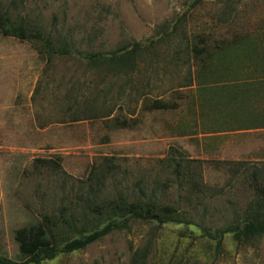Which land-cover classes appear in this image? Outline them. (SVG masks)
I'll list each match as a JSON object with an SVG mask.
<instances>
[{
  "label": "rangeland",
  "instance_id": "rangeland-1",
  "mask_svg": "<svg viewBox=\"0 0 264 264\" xmlns=\"http://www.w3.org/2000/svg\"><path fill=\"white\" fill-rule=\"evenodd\" d=\"M4 11L76 55L47 59L34 42L0 32V257L26 264L16 232L59 216L73 184L105 158L119 167L107 182L115 193L140 180L163 185L161 160L174 148L193 160L206 189L207 196L182 201L194 224L134 222L42 264H131L145 252L144 264H264V237L239 242L228 234L219 246L203 232L245 221L255 173L264 186V127H246L250 117L264 116V0H0ZM135 43L153 49L118 78L91 70L78 54ZM193 45L210 55L237 47L214 60L206 88L196 79ZM244 85L246 99L234 93ZM155 100L178 106L146 111ZM115 118L134 123L117 129ZM182 193L173 185L160 195L175 204ZM101 227L63 228L60 244Z\"/></svg>",
  "mask_w": 264,
  "mask_h": 264
},
{
  "label": "trees",
  "instance_id": "trees-1",
  "mask_svg": "<svg viewBox=\"0 0 264 264\" xmlns=\"http://www.w3.org/2000/svg\"><path fill=\"white\" fill-rule=\"evenodd\" d=\"M0 32L5 37L34 42L40 54L47 59L72 57L75 54L71 45L65 42L57 43L50 35L28 29L24 23H14L9 18L8 11L0 13ZM151 48L153 49V46L149 47L135 43L132 49L123 47L110 52L92 51L78 52V54L85 59L91 70L105 71L107 76L118 78L133 73L138 56H148ZM235 49L234 47L223 48L220 53L210 55L206 47L193 45L190 48L189 54L192 55L197 66L196 79L201 82L202 87L206 88L209 85L208 80L216 72L214 60L216 62V60L225 59L228 52L236 51ZM256 49L257 46L254 45L248 52L251 55L256 52ZM254 68H257V66ZM217 90L219 88L214 92H218ZM208 92L213 93L212 89H209ZM234 93L242 95L245 99L248 96L245 85L241 88L239 86ZM177 106L175 102L155 100L146 103L144 108L146 111H159L175 110ZM238 108L237 111H240L241 107ZM113 122L115 128L125 129L130 128L133 121L115 118ZM247 126L264 127V116L250 117ZM193 164V160L183 158L182 154L172 148L171 152L161 160L159 174L160 177L162 174H165L166 177L163 185L160 178H156L152 183L140 180L130 188H125L124 191L117 189L114 193L107 189V182H110L117 174L119 167L111 159L105 158L98 168L92 169L85 181H78L77 184H73V190L70 193L74 197L70 200V206L63 207L59 216L49 217V215H45L38 225L24 227L16 232L15 238L22 258L26 264H42L46 261H52L61 254H71L84 250L114 232L130 229L131 224L134 222L153 223L160 227L170 224H194L191 216L182 211V204H184L182 201H186L192 196L204 197L206 189L203 188V184L200 182V175L192 167ZM51 166L50 169L62 170L59 164L52 163ZM253 181L255 183L256 198L253 205L248 209L250 212L247 211L246 213L247 219L245 221L219 229L214 233L209 229H203L204 234L216 241L219 246L228 234H232L239 242L264 237V186L260 185L257 173L253 176ZM173 185L179 187V190L184 193L179 196L180 201L177 203H166L160 193L168 191ZM209 194L213 195L210 190ZM92 221L102 225L101 229L60 244L61 229L78 230L80 227H86ZM145 253H143V256H140L142 255L140 253L136 254L131 264H144L142 261L146 257ZM0 264L17 263L0 257Z\"/></svg>",
  "mask_w": 264,
  "mask_h": 264
}]
</instances>
